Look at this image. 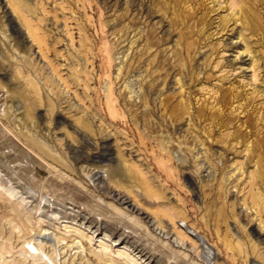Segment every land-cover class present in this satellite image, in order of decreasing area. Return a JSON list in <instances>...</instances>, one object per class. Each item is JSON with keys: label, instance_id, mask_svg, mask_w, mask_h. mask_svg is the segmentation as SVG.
I'll use <instances>...</instances> for the list:
<instances>
[{"label": "rangeland", "instance_id": "374dc122", "mask_svg": "<svg viewBox=\"0 0 264 264\" xmlns=\"http://www.w3.org/2000/svg\"><path fill=\"white\" fill-rule=\"evenodd\" d=\"M150 263L264 264V0H0V264Z\"/></svg>", "mask_w": 264, "mask_h": 264}, {"label": "bare ground", "instance_id": "6f19581e", "mask_svg": "<svg viewBox=\"0 0 264 264\" xmlns=\"http://www.w3.org/2000/svg\"><path fill=\"white\" fill-rule=\"evenodd\" d=\"M88 226V225H87ZM95 225L92 223V222H90L89 223V227H94ZM98 226V225H97ZM102 226V225H101ZM88 227V228H89ZM92 229V228H91ZM91 229H90V231H91ZM100 230H101V228L100 227H97L96 229H94V231H93V233L94 234H96V235H98L99 233H100ZM106 236V235H105ZM109 236V235H108ZM112 240V239H111ZM123 241H125V238H123L121 235H118L117 236V238L115 239V243H118V244H120L121 242H123ZM206 244V245H205ZM202 246H203V248H204V250L209 254V253H211V249H210V247L207 245V242H205V241H203L202 240ZM142 254V256L144 257V258H149V256L145 253V252H142L141 253ZM150 259V258H149ZM148 259V260H149ZM143 261V260H142ZM151 264V263H150Z\"/></svg>", "mask_w": 264, "mask_h": 264}]
</instances>
